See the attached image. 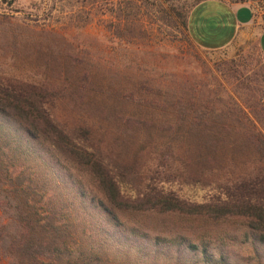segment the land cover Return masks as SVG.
<instances>
[{"label":"trees","instance_id":"obj_1","mask_svg":"<svg viewBox=\"0 0 264 264\" xmlns=\"http://www.w3.org/2000/svg\"><path fill=\"white\" fill-rule=\"evenodd\" d=\"M200 1L106 8L119 37L139 25L134 16L156 9L160 26L190 38L189 14ZM56 58L46 63L57 80L0 77V261L264 264V133L254 119L182 97L138 98L152 111L133 112L117 103L137 99L135 92L111 102L89 71L73 76ZM160 145L178 162L175 187L190 192L152 183L147 166ZM173 214L186 223L170 229Z\"/></svg>","mask_w":264,"mask_h":264},{"label":"rangeland","instance_id":"obj_2","mask_svg":"<svg viewBox=\"0 0 264 264\" xmlns=\"http://www.w3.org/2000/svg\"><path fill=\"white\" fill-rule=\"evenodd\" d=\"M111 1L120 0H0V77L35 84L57 80L58 72L49 66L53 62L46 63L55 53V65L69 68L73 76L89 71L93 86L108 93L105 97L111 102L135 92L137 99L117 103L121 108L144 113L151 107L139 104L138 98L145 103L195 98L216 113L254 119L264 133V54L257 31L238 35L226 47L207 49L174 26H160L154 7L155 11L134 16L140 26L121 31L119 37L116 16L106 8ZM252 1L264 20V0ZM142 83L156 90L149 91ZM248 125L253 127L249 120ZM164 152L158 146L149 160L152 183L190 192L175 187L179 165ZM197 193L209 194L203 189ZM182 218L173 214L167 225L176 229L186 223ZM229 247L245 252L239 245Z\"/></svg>","mask_w":264,"mask_h":264},{"label":"crops","instance_id":"obj_3","mask_svg":"<svg viewBox=\"0 0 264 264\" xmlns=\"http://www.w3.org/2000/svg\"><path fill=\"white\" fill-rule=\"evenodd\" d=\"M258 32V43L264 54V20L256 12L253 1L202 0L189 14V34L200 47H226L247 31Z\"/></svg>","mask_w":264,"mask_h":264}]
</instances>
